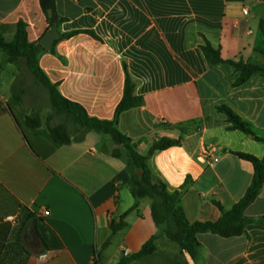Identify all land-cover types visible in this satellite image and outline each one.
<instances>
[{
    "label": "crops",
    "instance_id": "crops-1",
    "mask_svg": "<svg viewBox=\"0 0 264 264\" xmlns=\"http://www.w3.org/2000/svg\"><path fill=\"white\" fill-rule=\"evenodd\" d=\"M57 10L67 19L58 32L93 30L101 41L79 34L43 54L51 82L91 117L113 120L127 64L144 105L122 113L118 130L142 140L145 156L155 141L180 140L149 157L153 180L172 193L183 188L190 222L219 220L215 202L231 210L254 178L253 165L233 152L263 158L264 142L230 130L217 108H231L264 139V75L235 86L240 73L209 65L201 46L207 40L225 61L264 67V0H57ZM20 21L31 43L48 32L40 0H0L7 41ZM9 65L0 64V264H119L126 251L140 252L159 228L149 198L123 218L137 201L126 149L95 131L62 145L47 126L29 127ZM117 148L120 157L113 156ZM246 216L255 222L243 236H198L199 264H264V185ZM122 218L125 226L114 233L113 221ZM156 245L130 264H197L166 236Z\"/></svg>",
    "mask_w": 264,
    "mask_h": 264
},
{
    "label": "trees",
    "instance_id": "trees-1",
    "mask_svg": "<svg viewBox=\"0 0 264 264\" xmlns=\"http://www.w3.org/2000/svg\"><path fill=\"white\" fill-rule=\"evenodd\" d=\"M40 4L48 22V32L55 24L59 27L62 23L67 21V19L60 17L58 14L57 0H40ZM28 28L29 25L24 21L18 22L16 25V33L12 41H7L4 35L0 34V52L8 56L9 63L15 66L16 71L19 69L21 61H26L33 75H35L48 89L51 105L55 113L72 120L78 129L75 131L76 137H74L66 123L51 126L49 121L44 123L41 116L35 112H26L28 126L33 129L40 128L43 125L47 126L55 141L62 145L80 142L90 131L111 136L115 144L119 147L123 146L128 153L133 191L137 199L134 207L127 212L123 218L136 210L141 200L149 198L153 201L152 214L154 222L159 228V233L145 243L140 252L124 257L119 264H130L135 260L143 259L155 253L157 250L156 242L159 237L162 236H166L177 243L184 253L199 264L201 261L202 248L198 240L200 234L210 233L223 238L239 237L246 234L247 226L255 222V220L246 216V211L258 198L264 185V157L258 158L247 153L233 152L234 155L242 160L250 162L254 167V178L245 196L229 211H226L220 203L215 202V205L221 212V217L217 221L190 222L181 204L183 188L172 193L168 190L165 183H155L152 171L148 165L150 156L156 152L179 146L181 141L162 138L154 142L149 154L145 156L138 150L142 140L135 141L118 130L117 126L122 113L144 105V98L136 94V85L131 78L127 64H124L126 72L124 96L117 106L114 119L100 120L91 117L83 106L65 98L59 91L58 84L52 83L47 74L43 71L40 66V59L42 55L48 51L44 49L40 41L33 43L29 41ZM79 34H87L101 41V38L93 30H79L69 33H61L59 31L60 37L55 42L50 52L55 53L56 46L60 41L71 39ZM201 49L209 65L217 66L220 64H229L240 73L235 86L245 84L255 75H264L263 66L251 65L242 60L237 62L225 61L221 57V50L215 48L207 40L205 44L201 46ZM12 87L15 98L23 103L16 93V84L13 83ZM217 109L220 113L227 116V120L231 124L230 130L242 131L250 135L255 141L264 142L263 138L254 133L251 124L237 115L231 108L220 106ZM113 156L120 157V150L118 148L114 150ZM138 171L142 174L139 175L137 173ZM123 218L120 223L113 221L112 229L114 233L125 226ZM258 222L264 224V219H260Z\"/></svg>",
    "mask_w": 264,
    "mask_h": 264
},
{
    "label": "rangeland",
    "instance_id": "rangeland-1",
    "mask_svg": "<svg viewBox=\"0 0 264 264\" xmlns=\"http://www.w3.org/2000/svg\"><path fill=\"white\" fill-rule=\"evenodd\" d=\"M7 62L8 56L3 52H0V64H5ZM11 66L12 68H15L14 65ZM8 74L16 84V93L21 98L26 112H35L39 114L42 121L44 123L49 121L51 126L66 123L72 135L76 137L75 131L78 127L72 120L55 113L51 105L48 89L35 75H33L26 64V61H21L19 69L17 71L12 69L11 71H8ZM0 83V90H3L2 80H0Z\"/></svg>",
    "mask_w": 264,
    "mask_h": 264
},
{
    "label": "water",
    "instance_id": "water-1",
    "mask_svg": "<svg viewBox=\"0 0 264 264\" xmlns=\"http://www.w3.org/2000/svg\"><path fill=\"white\" fill-rule=\"evenodd\" d=\"M59 37L58 25L55 24L52 29L43 36V38L40 40V44L44 47L45 50L51 51ZM137 173L139 175L142 174L140 171H138Z\"/></svg>",
    "mask_w": 264,
    "mask_h": 264
},
{
    "label": "built area",
    "instance_id": "built-area-1",
    "mask_svg": "<svg viewBox=\"0 0 264 264\" xmlns=\"http://www.w3.org/2000/svg\"><path fill=\"white\" fill-rule=\"evenodd\" d=\"M245 13L247 14L248 12L245 11ZM49 214H50L49 211H45V212H43V215H44V216H48ZM7 221H8V222H11V223H16V222L18 221V218H17V216H9V217L7 218ZM125 256H130V254H129L128 251L125 252Z\"/></svg>",
    "mask_w": 264,
    "mask_h": 264
}]
</instances>
